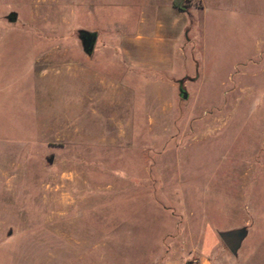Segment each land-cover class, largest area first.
Segmentation results:
<instances>
[{
    "label": "rangeland",
    "instance_id": "374dc122",
    "mask_svg": "<svg viewBox=\"0 0 264 264\" xmlns=\"http://www.w3.org/2000/svg\"><path fill=\"white\" fill-rule=\"evenodd\" d=\"M182 4L0 0V264H264V0Z\"/></svg>",
    "mask_w": 264,
    "mask_h": 264
},
{
    "label": "water",
    "instance_id": "95a60500",
    "mask_svg": "<svg viewBox=\"0 0 264 264\" xmlns=\"http://www.w3.org/2000/svg\"><path fill=\"white\" fill-rule=\"evenodd\" d=\"M77 38L81 44V48L86 55H90L96 39V34L94 32H88L85 30L77 31ZM180 97L182 99L186 98V93L182 90H179ZM50 163V160H48ZM218 237L231 255H235L242 241L246 236V230L244 228L233 229L229 231L219 232Z\"/></svg>",
    "mask_w": 264,
    "mask_h": 264
},
{
    "label": "crops",
    "instance_id": "0c3cea01",
    "mask_svg": "<svg viewBox=\"0 0 264 264\" xmlns=\"http://www.w3.org/2000/svg\"><path fill=\"white\" fill-rule=\"evenodd\" d=\"M171 5V0H170ZM172 9L173 7L170 6ZM201 233L196 235V238L200 239ZM213 241H211L212 243ZM201 245L200 240L197 246H193L190 251L184 250L181 256L165 258L161 264H214L213 259H216V264H231L230 261L223 263L220 260V256L217 255L218 247H211L210 244ZM214 243V242H213ZM187 254V256H184Z\"/></svg>",
    "mask_w": 264,
    "mask_h": 264
},
{
    "label": "trees",
    "instance_id": "16d2710c",
    "mask_svg": "<svg viewBox=\"0 0 264 264\" xmlns=\"http://www.w3.org/2000/svg\"><path fill=\"white\" fill-rule=\"evenodd\" d=\"M171 6L178 11H184V5L182 0H171Z\"/></svg>",
    "mask_w": 264,
    "mask_h": 264
}]
</instances>
